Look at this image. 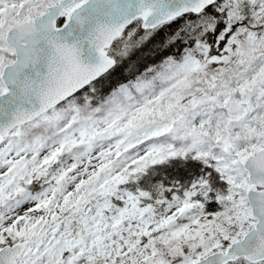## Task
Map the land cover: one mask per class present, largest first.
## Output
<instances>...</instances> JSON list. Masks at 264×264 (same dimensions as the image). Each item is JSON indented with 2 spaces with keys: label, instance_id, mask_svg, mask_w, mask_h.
I'll list each match as a JSON object with an SVG mask.
<instances>
[{
  "label": "snow or ice",
  "instance_id": "6c2138e0",
  "mask_svg": "<svg viewBox=\"0 0 264 264\" xmlns=\"http://www.w3.org/2000/svg\"><path fill=\"white\" fill-rule=\"evenodd\" d=\"M0 264H264V0H0Z\"/></svg>",
  "mask_w": 264,
  "mask_h": 264
},
{
  "label": "trees",
  "instance_id": "16d2710c",
  "mask_svg": "<svg viewBox=\"0 0 264 264\" xmlns=\"http://www.w3.org/2000/svg\"><path fill=\"white\" fill-rule=\"evenodd\" d=\"M116 75H119V72H117Z\"/></svg>",
  "mask_w": 264,
  "mask_h": 264
}]
</instances>
